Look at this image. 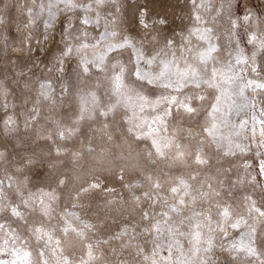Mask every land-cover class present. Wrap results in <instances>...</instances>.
Masks as SVG:
<instances>
[{
  "label": "rangeland",
  "instance_id": "rangeland-1",
  "mask_svg": "<svg viewBox=\"0 0 264 264\" xmlns=\"http://www.w3.org/2000/svg\"><path fill=\"white\" fill-rule=\"evenodd\" d=\"M73 3L65 12L58 0H0V264H53L33 223L63 239L54 264L96 251L107 264H153L148 254L157 246L175 260L177 248L157 225L166 219L164 192L183 174L208 196L211 216L228 209V225L207 245L183 228L198 264H264V89L248 86L264 81V0H211L210 9L202 0ZM203 27L217 41L211 60L221 59L242 86L233 83L221 125L232 127L239 146L216 144L202 127L215 86L175 87L136 71L153 55L187 53L189 33ZM110 37L127 41L106 51V65L79 55L81 43ZM240 50L248 63L237 62ZM71 216L89 223L86 236L64 230ZM192 216L206 232L210 217L197 206Z\"/></svg>",
  "mask_w": 264,
  "mask_h": 264
},
{
  "label": "bare ground",
  "instance_id": "bare-ground-1",
  "mask_svg": "<svg viewBox=\"0 0 264 264\" xmlns=\"http://www.w3.org/2000/svg\"><path fill=\"white\" fill-rule=\"evenodd\" d=\"M193 34L197 35L195 37H191ZM126 41L127 40L121 42L117 40L116 37H110L106 39L102 45L94 47H87L81 43L78 46V53L85 60H90L97 65L104 66L106 65V51L110 47L122 44ZM216 46L217 41L213 38V32L211 29L204 27L197 30L193 29L188 35L187 47L189 48V51L187 53L184 52L185 48L181 47L180 50L172 51L171 55L167 57L153 55L146 59V62L142 65H139L136 71L151 81L166 82L174 85L175 87H182L189 82L198 83L203 81L209 85L215 86L217 88L215 103L209 112L207 114L205 113L206 115L202 120V127H204L206 132L216 142V144L225 145L229 143L231 146H239L240 137L233 135L234 130L232 127L227 124L225 128H221V125L224 126L229 118V111L236 96L233 94V90L236 88V90L240 92L242 90V86L239 84L236 85L232 77L225 75L227 70L221 59L215 61L214 63L211 60L209 50ZM233 83L236 85L234 89H232ZM103 131L111 133V128L106 125L103 127ZM148 134L154 145L159 147L161 144L160 136L150 130L148 131ZM100 138L103 140V137ZM182 152V148L179 147L176 151V155L180 156ZM90 184L91 183L89 182V185ZM200 190L201 186L199 184L191 181L189 175L183 174L176 179L175 183L167 192H164V204L162 205V209L165 212L166 219H163L160 223H158L157 229H166L169 236V242L167 244L176 247L178 251L176 259L174 260L173 254L170 253L169 250H159L157 246L155 252L148 254V256H150L151 263L160 264L162 262H166L169 264H198L197 257L199 256V251L195 248L190 249L188 245L185 244L183 228L191 226L189 235H192L193 239L196 241L195 244L198 243V245L202 247V245H207L210 242V236L220 234V232L228 225V209L224 208L220 211V213L213 214L211 216V204L207 200L208 196L203 192L202 194ZM196 206L201 207L203 213L210 217L209 222L206 224V232L202 231L204 228L201 226V222H193L192 209ZM34 224L35 223L31 226L34 237L38 239L43 237L48 243L44 246L41 252L42 256L47 261H51L53 264L54 262L57 263V260L60 259L59 256L62 254L63 239ZM63 228L65 231L77 230L79 233L81 232V234L86 236L88 233L89 223L81 224L71 216L65 221ZM155 232L157 231L155 230ZM87 248V250H93L90 244H88ZM182 254L186 255L187 259H183ZM75 264L107 263L103 260V253L96 251L94 253L89 252L85 254L82 257V260L80 259V261H77Z\"/></svg>",
  "mask_w": 264,
  "mask_h": 264
},
{
  "label": "snow or ice",
  "instance_id": "snow-or-ice-1",
  "mask_svg": "<svg viewBox=\"0 0 264 264\" xmlns=\"http://www.w3.org/2000/svg\"><path fill=\"white\" fill-rule=\"evenodd\" d=\"M58 2H59V3H62V4L64 5L63 9H61V10H62V11H65V12L69 11V10H70L71 8H73V7H76V5L73 3V0H58ZM204 3H208V5H209V9L211 8V0H202V3H201L200 6L203 7V4H204ZM29 14H31V12H29ZM245 19H246V20H247V19H250V16L245 17ZM71 21H72V18L69 17V18H68V28H71V27H72V23H71ZM79 22H80V21H79ZM82 23H83V24H88V23H90V19L87 17V15H84V16H83ZM45 26L47 27V23H46ZM233 26H234V27L236 26V21L233 22ZM45 39H47V37H45ZM255 40H256V36H255V34H252V35L249 36V43H253V42H255ZM242 55H243L242 50L238 51V53H237V57H236L237 62H238V63H248V60H247L246 57H245L244 59L241 60L240 57H241ZM253 71L256 72L257 69H256V68H253ZM248 86H249V87H251V86H255V87L258 88V89H264V81H258V80H251V79H250V80L248 81ZM261 123H264V121H261Z\"/></svg>",
  "mask_w": 264,
  "mask_h": 264
}]
</instances>
